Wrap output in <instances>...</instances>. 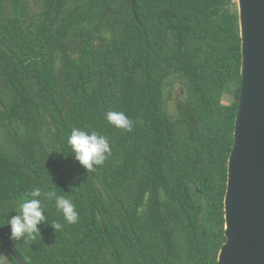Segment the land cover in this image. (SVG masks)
I'll list each match as a JSON object with an SVG mask.
<instances>
[{"label":"trees","instance_id":"16d2710c","mask_svg":"<svg viewBox=\"0 0 264 264\" xmlns=\"http://www.w3.org/2000/svg\"><path fill=\"white\" fill-rule=\"evenodd\" d=\"M237 10L236 0H135L134 12L131 0H0V227L8 237L33 187L79 213L67 224L42 200L62 228L42 222L31 242L11 241L28 264H217L241 82ZM167 86H179L175 100ZM109 110L132 130L109 124ZM74 127L109 140L94 171L70 153ZM0 253L17 264L1 241Z\"/></svg>","mask_w":264,"mask_h":264},{"label":"water","instance_id":"95a60500","mask_svg":"<svg viewBox=\"0 0 264 264\" xmlns=\"http://www.w3.org/2000/svg\"><path fill=\"white\" fill-rule=\"evenodd\" d=\"M236 1L241 82L223 199L226 240L217 264H264V0ZM134 6L131 0L133 12ZM0 241L17 264H28L1 227Z\"/></svg>","mask_w":264,"mask_h":264},{"label":"clouds","instance_id":"9594fccd","mask_svg":"<svg viewBox=\"0 0 264 264\" xmlns=\"http://www.w3.org/2000/svg\"><path fill=\"white\" fill-rule=\"evenodd\" d=\"M105 119L115 128L132 130V121L122 111L109 110L105 113ZM66 142L74 160L86 171H94L95 166H102L112 151L108 138L97 131H86L74 127ZM42 200H54L56 210L62 214L63 220L67 224L78 222L79 213L71 199L58 195L55 190L33 187L30 192L20 197L16 209L13 210L16 214L8 217L6 225L9 226L8 239L10 241L13 243L17 241L31 242L40 236L41 229L38 226L42 222L49 224L44 215ZM49 225L52 230L62 228V224L57 221H53Z\"/></svg>","mask_w":264,"mask_h":264},{"label":"rangeland","instance_id":"374dc122","mask_svg":"<svg viewBox=\"0 0 264 264\" xmlns=\"http://www.w3.org/2000/svg\"><path fill=\"white\" fill-rule=\"evenodd\" d=\"M171 88H172V86H167L164 94L166 95V97H168V95H169L172 98V100H175L176 99V93L178 92L179 86H177L174 89H171ZM233 99L234 98H233V95L230 92V90H225V92L221 96V102L223 104H229ZM172 100H169V104L172 103ZM0 262H1V264H12L4 253H0Z\"/></svg>","mask_w":264,"mask_h":264}]
</instances>
